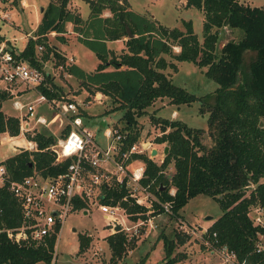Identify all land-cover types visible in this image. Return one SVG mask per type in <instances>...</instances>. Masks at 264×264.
Returning <instances> with one entry per match:
<instances>
[{"label":"trees","instance_id":"16d2710c","mask_svg":"<svg viewBox=\"0 0 264 264\" xmlns=\"http://www.w3.org/2000/svg\"><path fill=\"white\" fill-rule=\"evenodd\" d=\"M70 0H48L41 9L39 22L24 46L10 52L28 61L41 71V61L34 54L35 45L44 47L41 60L50 56L61 60L64 72L75 77L91 94L101 93L109 98L108 112L122 110L119 119L121 131H127L124 148L140 134L137 119L146 113V107L155 100L167 98L178 106L200 101L199 112L207 111V134L213 145L206 148L201 142L203 128H193L183 121L150 116L158 126L159 135L153 138L157 144H166L167 153L157 164L146 155H136L145 164L143 185L155 197L152 211L134 203L130 198L121 200L126 215L131 219L162 213L161 204L168 202L169 213L177 217L179 210L196 195L206 194L218 202L221 214L205 230L210 240L224 243L240 261L250 264L264 262V250L255 251L259 228L252 225L247 211L250 206L264 205V7L249 6L239 0H185V7L201 11L202 39L193 33L190 20H182V28L159 25L153 18L138 14L129 8L127 0H84L88 4L86 19L80 17ZM108 11L109 15L103 16ZM76 41L95 54L98 63L85 72L75 63L65 64L54 45L47 43L46 35L65 42L66 24ZM128 27L132 37L126 35ZM238 29L241 36L223 43L216 54L219 29ZM124 39L123 48L115 52L107 47V41ZM0 36V42L3 41ZM168 55L173 61H167ZM187 61L196 67H204V74L216 83V89L203 96H195L183 87L172 83L164 71L176 72L174 62ZM48 100L59 98L58 87L46 74L36 86ZM8 93L0 89L1 102ZM85 120V111L80 112ZM263 123L260 125V123ZM19 119L0 109V136L19 134ZM66 125L60 136L68 133ZM26 140L35 143L36 150L20 149L0 161L6 169V179L0 186V264H49L53 255L55 238L48 237L38 245L8 238L5 229L20 226V208L7 189L8 181H18L33 171L43 176L55 175L66 169L69 159L52 164L55 152L50 149L56 137L35 130L26 132ZM19 143H23L20 141ZM173 164L170 177L164 169ZM250 184L254 187L245 194ZM165 187L164 190L160 188ZM173 188V194L169 189ZM103 202L115 203L126 195L123 187L103 186ZM260 231H262L260 229ZM215 234V237L213 234ZM77 251H84L91 237L78 234ZM128 237L123 231L105 236L111 263L120 260L126 251ZM164 264H176L185 259V253L171 256L175 242L163 237ZM189 235H177L176 244H184ZM131 239V238H130ZM134 239V238H132ZM135 264H144V258Z\"/></svg>","mask_w":264,"mask_h":264},{"label":"rangeland","instance_id":"374dc122","mask_svg":"<svg viewBox=\"0 0 264 264\" xmlns=\"http://www.w3.org/2000/svg\"><path fill=\"white\" fill-rule=\"evenodd\" d=\"M129 8L138 13L153 18L159 25L168 28H182V20H190L192 24L193 33L202 39L201 25L203 15L201 11L193 7H185V0H127ZM249 6L264 7V0H239ZM48 0H0V36L6 39L7 46L13 48L15 51L20 50L28 37L32 35L33 29L39 22L41 9H43ZM70 7H76L81 18L86 19L88 13V4L84 0H71ZM73 8V7H72ZM108 11H104L103 15ZM219 39L216 43V54L220 51L219 46L229 40H236L241 36L238 29L229 31L227 27L219 29ZM53 32L46 35L47 43L54 45L60 55L64 56V63L70 64L69 57L74 58L75 63L81 67L85 72L93 70L98 59L89 49H86L82 44L78 43L73 34L65 36V44L57 41L52 37ZM124 42V41H123ZM38 49V44L35 45L34 54L41 61V72L43 78L48 74L53 82L58 87L59 98L80 103V112L85 111L87 116V127L95 131L94 140L101 147H105L106 141L103 137V132L108 129V126L123 128V122L119 119L122 110L108 111L110 107L109 98L105 97L101 100L93 99L95 93L91 94L79 81L69 76L64 72L63 66L59 59L53 55L48 60L42 61L41 55L45 51L41 46ZM117 53V48H114ZM167 61H173L168 55H164ZM176 65V72L170 68H165L164 71L168 73L172 83L176 86H181L187 91L193 93L195 96H203L211 93L216 89V83L204 74V67H196L190 62L180 61L174 62ZM1 86V84H0ZM21 87V84L16 85ZM28 93L25 99L33 101L38 95L35 90H26ZM12 98H6L1 102V111L10 116H21L24 111L21 109H13L11 106ZM108 102V105L106 104ZM48 104L43 102L37 105L34 109L35 113L41 114L48 120L47 127L44 125L34 123V119L21 121L27 122L29 126L33 125L35 128L44 133H50L58 138L60 136V125L64 121L62 118L53 119L55 110L48 109ZM145 115L137 119V127L139 128L140 136L148 141L153 149H158L155 154H150L155 162L161 160L163 157L162 148L166 144H157L153 142V138L159 134L158 126H155L150 119V116L165 117L168 119H175L183 121L186 125L193 128H203L201 142L208 148L213 145L212 140L207 134V111L199 112L200 101L195 100L190 104H181L178 106L168 103L167 98L162 100H155L150 106L146 107ZM174 112L175 115L172 114ZM61 120V121H60ZM60 121V122H59ZM24 137L21 133L17 136L10 137L6 134L0 136V161L17 153L23 148ZM20 141L23 142L19 143ZM146 150L145 156H148ZM173 164L170 163L164 169V176L169 178L173 172ZM264 181V177L261 178ZM254 185L250 184L245 188L247 194ZM150 192V191H149ZM151 198H155L150 192ZM118 212L122 214L119 210ZM221 214V208L218 202L206 194L196 195L191 197L187 203L179 210L177 217L171 216L169 213H159L157 215L149 216V220L145 224L139 226L133 234L132 230L124 231L128 239L126 243V251L124 256L116 263L109 261L110 255L105 240V236L111 233L107 220L102 217L101 211L94 204L92 207L83 211H74L68 214L64 219L55 244L54 254L56 261L54 264H135L139 259L144 258V264H164V248L162 246L163 237H167L175 242V246L171 252V256L176 252L185 253L186 257L183 261L176 264H221L217 255L208 252V249L202 244L198 237L199 230L202 229L200 225L205 224L208 219L206 216H211V219H216ZM185 223L189 228H192L194 234L188 233L189 238L185 243L176 244L177 235H183L178 230L179 225ZM126 225L131 224L130 220L125 221ZM75 229V231H72ZM78 234H85L91 237V242L84 251H77L78 248ZM206 237V236H205ZM134 238V239H132ZM36 264H46L39 261ZM223 264V263H222Z\"/></svg>","mask_w":264,"mask_h":264},{"label":"built area","instance_id":"2783aa9c","mask_svg":"<svg viewBox=\"0 0 264 264\" xmlns=\"http://www.w3.org/2000/svg\"><path fill=\"white\" fill-rule=\"evenodd\" d=\"M41 48V45H38V49ZM43 80V74L38 68L32 67L27 60L14 56L6 41L0 42V89L8 93V98H12L13 109L24 111L21 116H14L19 119V133L25 137L26 132L33 134L37 130L33 125L29 126L27 122H21L24 118L34 119V123L47 127L48 120L34 111L35 107L43 102L48 104V109L56 111L53 119L55 117L64 119L59 127L61 130L66 125L70 128L66 135L59 136L55 143L49 146L55 152L53 165L69 159L64 171L50 176H43L33 171L18 181L7 182V189L18 204L23 221L18 227L5 229L7 237L16 242L25 241L36 245L44 243L48 237H53L55 238L54 250L63 219L74 211H83L85 214L86 210L94 204L101 211L102 217L107 220V226L111 232H114V227L118 225L119 231L132 230L134 234L137 228L145 224L149 218L146 220L139 217L135 220L129 218L120 202L130 198L134 203L147 209L146 215L152 211V204L156 199L151 198L149 184L143 185L140 182V179L144 177L145 164L136 156L144 155L147 150L148 158L154 161L150 157L152 147L139 135L127 148H124L127 131H121V128L111 124L103 132L105 147L99 146L94 140L95 131L87 127V121L81 116L80 103L62 98L48 100L36 88ZM19 84L21 87H16ZM27 89L38 93L33 101L25 99ZM102 98L105 99V96L99 92L93 96L96 100ZM106 104L108 105V102ZM23 148L36 150L35 143L29 140ZM162 158L161 156V160L156 163H162ZM6 176V169L0 163V186ZM110 185L123 187L126 195L115 203L103 202V186ZM173 192L174 189L170 188L169 194L172 195ZM161 206L162 213H171L168 202ZM246 215L252 225L259 228L255 251L261 252L264 250V205L250 206ZM129 220L131 224L127 226L125 221L129 222ZM178 230L183 235L195 233L192 228L182 222ZM205 230L206 228L199 230L198 237L208 252L218 256L221 264H250L245 259L239 261L235 252L224 243L219 244L216 239L210 240ZM212 234L215 237V234ZM55 261L53 251L49 264H54Z\"/></svg>","mask_w":264,"mask_h":264},{"label":"crops","instance_id":"0c3cea01","mask_svg":"<svg viewBox=\"0 0 264 264\" xmlns=\"http://www.w3.org/2000/svg\"><path fill=\"white\" fill-rule=\"evenodd\" d=\"M71 1V0H70ZM70 1H69V7H70V5H72L71 3H70ZM128 2V1H127ZM184 3H185V1H184ZM129 4V3H128ZM73 8H75L76 9V7H74V6H72ZM72 7H70V8H72ZM106 15H109V13H107V14H105V15H103L104 17L106 16ZM71 26H72V24L69 22V23H67L66 24V33L63 35V37H65V36H68L69 34H73L72 33V31H71ZM227 29H229V28H227ZM229 31H232L231 29H229ZM74 35V34H73ZM75 37V36H74ZM65 39H66V37H65ZM75 39H76V37H75ZM124 39H125V37L123 38V39H118V40H113V41H107V47L108 48H110V49H112L113 51H115V49L114 48H117V52H119V50L120 49H122L123 48V41H124ZM4 41H6V39L4 40ZM66 42H63V45L65 44ZM219 48H220V46H219ZM70 58L71 57H69V61H71V62H73V63H75V60H74V58L72 59L71 58V60H70ZM98 63V62H97ZM76 64V63H75ZM95 66H96V64H95ZM94 66V67H95ZM81 68V67H80ZM25 93L27 94L28 92L27 91H25ZM172 114L173 115H175L174 114V112H172ZM60 117H58V119H59ZM61 121V120H60ZM59 121V122H60ZM25 139V138H24ZM27 142V140H24V143H26ZM23 144V143H22ZM165 146V145H164ZM164 146L162 147V148H164ZM153 149V148H152ZM158 152V149L156 148V153ZM11 156V155H10ZM215 219H212V220H209V221H207L205 224H203V225H200L202 228H207L213 221H214Z\"/></svg>","mask_w":264,"mask_h":264},{"label":"water","instance_id":"95a60500","mask_svg":"<svg viewBox=\"0 0 264 264\" xmlns=\"http://www.w3.org/2000/svg\"><path fill=\"white\" fill-rule=\"evenodd\" d=\"M125 30H126V35H127L128 37H132V36H133V35L130 33V30H129L128 27H126ZM259 123H260V125L263 124V123H261V122H259ZM167 150H168V146L165 145V146H164V149H163V156H164V154L167 153ZM155 153H156V150L153 149V150L151 151V154H155ZM164 189H165V187L160 188V190H164ZM205 219L210 220V219H211V216H206ZM119 230H120V226L116 225V226L114 227V231H119ZM72 231H75V229H72Z\"/></svg>","mask_w":264,"mask_h":264}]
</instances>
